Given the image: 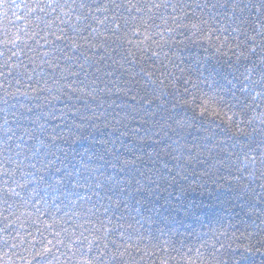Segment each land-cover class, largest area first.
Returning a JSON list of instances; mask_svg holds the SVG:
<instances>
[{
	"label": "snow or ice",
	"instance_id": "snow-or-ice-1",
	"mask_svg": "<svg viewBox=\"0 0 264 264\" xmlns=\"http://www.w3.org/2000/svg\"><path fill=\"white\" fill-rule=\"evenodd\" d=\"M0 264H264V0H0Z\"/></svg>",
	"mask_w": 264,
	"mask_h": 264
}]
</instances>
